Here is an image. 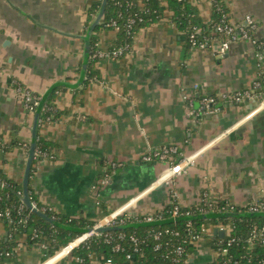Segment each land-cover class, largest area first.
Wrapping results in <instances>:
<instances>
[{"label": "crops", "instance_id": "obj_1", "mask_svg": "<svg viewBox=\"0 0 264 264\" xmlns=\"http://www.w3.org/2000/svg\"><path fill=\"white\" fill-rule=\"evenodd\" d=\"M92 2L0 0V172L12 180L23 181L24 145L32 142L43 94L56 82L73 84L80 78ZM197 5L209 20L211 1ZM225 5L233 22L251 15L252 35L264 40V0H225ZM98 34L97 48L111 50L117 31ZM94 67L96 80L85 84L86 76L77 87L60 85L50 93L60 89L55 98L60 115L38 133L56 144L55 157L38 160L31 177L42 206L60 217L96 223L119 208L160 213L173 191L183 207L195 204L204 191L211 200L240 207L264 199V107L257 109L259 100L226 102L213 114L200 111L202 95L244 90L264 76L263 48L245 39L224 54L218 46L190 48L175 23L160 20L136 34L131 50L97 58ZM18 86L40 94L34 110L26 107ZM164 144L195 154V162L168 181V163L142 160L146 151ZM110 159L123 166L103 184ZM8 224L0 219V249L9 238L16 244L0 264H74L71 254L49 255L28 242L25 233L13 231L10 237ZM220 224L230 226L207 224L185 264L215 263L216 237L229 234L215 233ZM90 262L113 264L99 254H92Z\"/></svg>", "mask_w": 264, "mask_h": 264}, {"label": "trees", "instance_id": "obj_2", "mask_svg": "<svg viewBox=\"0 0 264 264\" xmlns=\"http://www.w3.org/2000/svg\"><path fill=\"white\" fill-rule=\"evenodd\" d=\"M131 1L133 5L128 6L127 3ZM138 1L141 0H108L104 19L102 23L95 28L90 38L91 55L87 67L85 84L91 80L97 79L94 67L97 58L94 57V54L96 53L97 42L99 41L98 33L101 30L111 29V26L107 25L111 18H115L120 27L117 31L116 39L113 42L112 51L119 48H125L127 51L131 50L136 34L142 28L160 21L166 6L174 12L170 21L175 23L180 29L190 48L192 46L190 44L189 34L195 27L201 29V33L198 34L197 37L198 42H203L207 37H217L219 35L216 23L220 20L221 14L216 9H213L210 19L205 20L201 15L199 6L193 3V0H142L145 3V8L143 10L139 9L137 5ZM101 5L102 0H93L87 11L86 28L89 27ZM135 13L141 14L143 21L137 20L132 24L130 22V17H134ZM261 79L264 80V76H262ZM20 87L23 88V86ZM58 90H55L50 95L42 109L39 127L43 123L56 120L59 117L60 111L55 103ZM31 94L38 99L41 98L40 94L36 92L31 91ZM30 104L34 110L36 106H34L32 102H30ZM36 141L35 156L30 172L29 194L32 202H36L37 206L42 208V204L38 201L37 195L31 185V177L35 172V164L38 160L55 157L53 148L56 144L43 138L40 133H38ZM16 143L18 144V142ZM24 147L26 151L29 152L30 144H25ZM181 151L183 152V150ZM179 158L180 157H176L175 162H178ZM112 163H119V161L115 159L106 161L108 166L106 171L110 174L113 173V170L118 168L113 167ZM104 175L105 172L100 178L101 180ZM23 191L22 182L12 180L5 172H0V209L6 210L9 208L15 219L18 220L21 217L26 219L22 223L23 225L20 224L17 226L16 231L27 234L28 242L39 246L45 245L49 255H54L58 250L68 245L73 239L82 235L79 232L55 227L41 215L33 212V210L29 209L23 203ZM225 202L224 200L220 203L224 204ZM177 203H179L177 200L172 199L171 202L166 204L160 211L162 214L161 219L173 218L171 213ZM21 205H24L22 209ZM250 205L251 203L247 206L240 207L235 204L234 208L229 212L244 213L248 210ZM188 211L193 215L201 214L197 205L193 204L190 207L185 206L180 209L177 217L182 219L177 222L166 223L162 226L128 227L124 230L110 231L109 234L106 232L94 234L85 243L73 249L71 253L73 263L90 264V256L92 254H99L106 258V260H111L113 264H185L193 249L192 241L194 240V234L190 230L194 232L197 231L198 233L203 225L209 223H228L232 227L230 234L223 238L216 237L215 246L219 253V257L214 264H264V243L261 238L258 240L255 237L264 226V215L258 214L244 217L227 216L216 219H196L194 221H187L184 217L188 215ZM46 214L52 217L53 212L49 211L46 212ZM28 215L29 218L27 217ZM55 220H59L62 224L75 227H92L94 224L88 220L71 218L68 216H61ZM136 220H142V218H126L124 224H130ZM5 221L7 224L9 223L7 220ZM8 226L11 229L10 237L14 238L12 236L14 231L13 226L10 223ZM188 227L191 229L189 230ZM156 231L162 232L159 239L155 238ZM176 231H178L179 234H176ZM35 233H37L36 237H34ZM120 233H124V238H119ZM108 235L111 236L110 239L107 238ZM131 235H135L139 238L137 245L131 240ZM232 238L233 241L229 242ZM117 243L122 245V250H115ZM15 244L13 240L9 238L0 249V259L7 256V252H10V255H12ZM179 245L185 247V252L181 255L175 252L176 247ZM224 249H227L226 253H224ZM78 258L82 260V263H80Z\"/></svg>", "mask_w": 264, "mask_h": 264}, {"label": "built area", "instance_id": "obj_3", "mask_svg": "<svg viewBox=\"0 0 264 264\" xmlns=\"http://www.w3.org/2000/svg\"><path fill=\"white\" fill-rule=\"evenodd\" d=\"M212 5V12L213 9H216L221 14L220 20L216 23L217 31L219 35L217 37H207L203 42H198L197 37L198 34L201 33L200 28H193V30L189 34V40L192 47H208L212 48L214 46H218V52L219 54L226 53L229 49L232 43L238 41V40H250L255 45H258L259 47L264 49V40L258 41L254 38L252 35L253 29L255 28V21L251 15H246L244 19L238 23L233 22L230 18L229 12L226 10L225 0H210ZM195 4H199L201 0H193L192 1ZM135 4V2H134ZM128 6H132L133 2H128ZM137 5L140 10H143L145 8V3L141 0L137 2ZM174 15V12L169 9L166 6V9L163 13V17L160 20H170V18ZM137 20L143 21V17L141 14L135 13L134 17H130V22L133 24ZM108 26H111V29L118 31L120 29L118 22L115 18H111V20L107 23ZM217 44V45H216ZM127 50L125 48H119L115 50L110 49H101L97 48L96 53L94 54L95 58H105V57H118L120 55H123L126 53ZM19 92H21L24 103L27 108L33 110V107L31 106L30 102L34 104V106H37L39 101L38 98L34 97L31 94V91L24 89L22 87H18ZM259 100V101H258ZM258 101L257 109L264 107V80L260 78H256L254 82L252 83L251 87L244 89V90H236V91H226L222 92L217 95H202L200 99V111L204 114H213V112H217L220 110V106L223 103H244V102H254ZM181 146L177 144H164L158 148L150 149L146 151L142 155V160L146 163L148 162H165L168 163V167L165 170L166 172H171V175L168 176V178L165 181H168L172 177L176 175H181L186 171V169L195 162V154L193 155H186L184 152L181 151ZM176 157H180L178 162H175ZM113 167H121L123 166L122 162L119 163H112ZM108 168V166H106ZM163 173V174H164ZM112 174L108 173V171L105 172L104 177L102 178L101 182L103 184H106L110 182L112 179ZM178 200V194L176 191H173L171 193L170 202L171 200ZM221 201H215L211 200L209 194L207 191H204L201 194L200 199L195 203L200 210V213H208V212H227L231 211L234 208V203L230 201H226L224 204L220 203ZM24 205H21V209ZM33 206L37 209H40L43 212H53L52 218L57 219L60 216L54 212V210L47 205H43L42 208H39L36 204V202H33ZM183 206L180 203L175 204L174 209L172 211V217L176 218L179 215V211ZM247 211H264V199L252 202L249 206ZM188 215H193L189 211L187 212ZM29 218V215L27 216ZM126 218H142V220H136L135 222H150L153 220L161 219L162 214L160 213H145L141 214L138 212H132L128 211L125 208H119L116 209L110 213L104 214L96 223L92 225V227H104V226H118V225H124ZM0 219L7 220L12 226L14 231H16L18 225H23L22 223L26 220L23 217L20 219H15V217L11 214V211L9 208L6 210L0 209ZM189 226V224H188ZM189 230L191 229L188 227ZM218 230H223L226 234L227 232H231L232 227L228 225L220 224L217 227ZM208 230L207 225H203L201 230L197 233L190 230L194 234V240L192 242H195L200 237L203 236V234ZM109 234L110 232H106ZM176 234H179L178 231L175 232ZM94 234H99L95 231H91L89 233H84L75 239H73L71 242L68 243V245L64 246L60 250L56 252V255L61 254H71L73 249L79 247L82 243H85L91 236ZM162 235L161 231L155 232V238L159 239ZM37 236V233H35L34 237ZM124 233L119 234V238H124ZM256 239L260 240L261 238L262 242L264 243V226L262 230L255 235ZM108 239L111 238L110 235L107 237ZM131 240L134 242L135 245L138 244L139 238L135 235H131ZM233 241V238L230 239L229 242ZM43 248L46 249L45 245H41ZM159 247V246H158ZM122 245L120 243H117L115 246V250H122ZM175 252L179 255L183 254L185 252V247L183 245H179L176 247ZM227 252V249H224V253ZM7 256L10 255V252H7ZM80 263H82V260L78 258ZM108 262H111V260H107Z\"/></svg>", "mask_w": 264, "mask_h": 264}, {"label": "water", "instance_id": "obj_4", "mask_svg": "<svg viewBox=\"0 0 264 264\" xmlns=\"http://www.w3.org/2000/svg\"><path fill=\"white\" fill-rule=\"evenodd\" d=\"M108 0H102V5L99 9V11L97 12L94 20L92 21L91 25L88 27V30L86 32V34L83 36L85 43H86V47H85V53H84V59H83V67H82V72L80 75L79 80L76 83H68L65 81H60V82H56L54 83L44 94H43V99L39 105V108L36 112V116L34 118V124H33V128H32V142L30 144V148H29V152H28V159H27V164H26V168H25V172H24V177H23V203L31 210H33V212L41 215L44 219H46L47 221H49L53 226L58 227V228H62L65 230H70V231H74V232H79L81 234L84 233H89L91 231H95L99 234L105 233V232H110V231H119V230H124L128 227H140V226H162L166 223H173V222H177L179 221L180 217H176V218H171V219H157V220H153L150 222H133L130 224H124V225H118V226H104V227H87V228H76L70 225H66V224H62L60 221L53 219L52 217H50L48 214H46L45 212L41 211L40 209H37L33 206V202L31 200L30 194H29V183H30V172H31V166L33 163V159L35 156V149H36V145H37V141L36 138L38 136V128H39V121H40V114H41V110L43 108V105L45 104L46 100L48 99L50 93L58 86L60 85H64V86H70V87H77L79 86L86 78V72H87V65L90 59V55H91V50H90V38L91 35L93 33V31L95 30V28L102 23L104 16H105V8H106V4H107ZM234 124V122L230 123V126H232ZM226 129L230 126H226V124L224 123ZM258 214H262L264 215V211H260V212H250V211H246L244 213H232V212H208V213H201V214H197V215H187L184 217L185 220L187 221H194L196 219H216V218H223V217H227V216H239V217H244V216H254V215H258ZM215 233H218L220 236L224 235V231L223 230H218L215 229Z\"/></svg>", "mask_w": 264, "mask_h": 264}, {"label": "bare ground", "instance_id": "obj_5", "mask_svg": "<svg viewBox=\"0 0 264 264\" xmlns=\"http://www.w3.org/2000/svg\"><path fill=\"white\" fill-rule=\"evenodd\" d=\"M171 175V172L168 173V176Z\"/></svg>", "mask_w": 264, "mask_h": 264}]
</instances>
